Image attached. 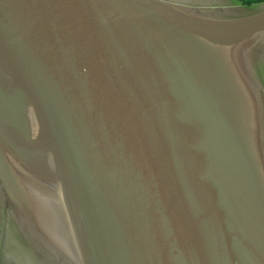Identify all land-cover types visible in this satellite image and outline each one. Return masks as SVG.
Here are the masks:
<instances>
[{
	"label": "water",
	"instance_id": "obj_1",
	"mask_svg": "<svg viewBox=\"0 0 264 264\" xmlns=\"http://www.w3.org/2000/svg\"><path fill=\"white\" fill-rule=\"evenodd\" d=\"M0 264H264V0H0Z\"/></svg>",
	"mask_w": 264,
	"mask_h": 264
},
{
	"label": "crops",
	"instance_id": "obj_2",
	"mask_svg": "<svg viewBox=\"0 0 264 264\" xmlns=\"http://www.w3.org/2000/svg\"><path fill=\"white\" fill-rule=\"evenodd\" d=\"M252 1H256V0H252Z\"/></svg>",
	"mask_w": 264,
	"mask_h": 264
}]
</instances>
